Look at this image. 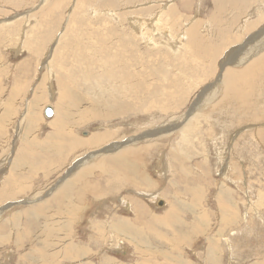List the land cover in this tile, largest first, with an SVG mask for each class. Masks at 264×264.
Wrapping results in <instances>:
<instances>
[{"label": "rangeland", "instance_id": "1", "mask_svg": "<svg viewBox=\"0 0 264 264\" xmlns=\"http://www.w3.org/2000/svg\"><path fill=\"white\" fill-rule=\"evenodd\" d=\"M252 1L0 0V264H264V0ZM146 14L162 31L153 47L127 19ZM127 29L134 42L117 38ZM95 39L127 53L115 64L129 73L104 76L108 94L83 90L101 83L88 64ZM239 46L248 51L230 64ZM249 67L226 87L228 71ZM73 76L88 81L79 89ZM125 140L121 166L111 149L67 174ZM132 195L152 207L151 225L115 217L134 210ZM75 246L83 255L63 259Z\"/></svg>", "mask_w": 264, "mask_h": 264}, {"label": "bare ground", "instance_id": "2", "mask_svg": "<svg viewBox=\"0 0 264 264\" xmlns=\"http://www.w3.org/2000/svg\"><path fill=\"white\" fill-rule=\"evenodd\" d=\"M53 2H54V0H52ZM76 1V0H75ZM133 1H135V0H133ZM137 1V0H136ZM190 1V0H189ZM240 2H242L241 3V5L242 4H245L246 2H245V0H244V2L242 1V0H239ZM249 1V0H248ZM247 1V3L248 4H250L249 2ZM250 1H252V0H250ZM257 1V2H256ZM60 2V1H59ZM69 2V1H68ZM108 2V1H107ZM132 2V1H131ZM130 2V3H131ZM253 3H251V7H252V5L255 7V5L257 6V7H260V6H262V5H259V3H261L260 1H258V0H254V1H252ZM246 3V4H247ZM54 4V3H53ZM259 6H258V5ZM69 5V4H68ZM35 6V5H34ZM144 6V5H143ZM150 6V5H149ZM215 6H217V5H215ZM264 6V5H263ZM112 7V6H111ZM110 7V8H111ZM147 7V6H146ZM151 7H154V6H150L149 8H151ZM243 7H245V6H243ZM248 7V6H247ZM73 8V7H72ZM130 8V7H129ZM143 8V7H142ZM139 9V8H138ZM259 9V8H258ZM258 9H255L254 8V10L255 11H258ZM32 10V9H31ZM30 10V11H31ZM90 10V9H89ZM135 10V9H134ZM219 10V9H218ZM245 10V9H244ZM251 10V9H250ZM148 11H151V10H148ZM158 11V10H157ZM239 11V10H238ZM39 12V11H38ZM103 12V11H102ZM111 12V13H110ZM156 12V11H155ZM104 13V12H103ZM106 13H109L112 17H114L115 18V16H114V14H113V11H111V10H106ZM115 13V12H114ZM147 13V12H146ZM150 14H151V12H149ZM241 14V13H240ZM135 15V14H134ZM147 16H146V18L145 19H140V18H133V19H131V18H127L128 19V21L130 22V25L131 26H133V28L137 31V33L139 34V37H140V39L141 40H146V42L145 43H151L152 44V42H151V40H153V38L151 37V36H153V33L154 34H156L157 35V33H161L160 31H158V29L156 28V24H157V22H158V20H159V18L157 17L156 18V20L155 21H153V20H151L150 19V21H152V22H149L148 21V23H146V22H144L145 20H149V17H150V15L149 14H146ZM149 15V16H148ZM238 15V14H237ZM242 15V14H241ZM254 15V14H253ZM140 16V15H139ZM155 16H157V15H155ZM251 16V15H250ZM37 17H38V15H37ZM154 19V18H153ZM239 19V18H238ZM48 27V26H47ZM51 27V26H50ZM151 34V35H150ZM163 35V34H162ZM159 37V36H158ZM165 37V36H164ZM23 38V37H22ZM117 38H119V40L121 39L123 42H125V40H127V39H130V40H133V42H134V39H133V37H132V32L129 30V29H127L126 31H124L122 34H120V35H118L117 36ZM116 38V39H117ZM155 38V37H154ZM157 38V37H156ZM253 38V37H252ZM255 38V37H254ZM118 40V41H119ZM120 40V41H121ZM165 40V39H164ZM250 40V39H249ZM22 41V40H21ZM103 44H105V47L104 48H101L102 47V43ZM127 41H129V40H127ZM246 41H248V40H246ZM86 42H88V44H91V46H92V48L90 49L91 50V57L90 58H88V60H90V63H88V62H86V63H88V64H91V65H94L99 71H100V73L97 75V78L94 80V81H99L100 80V82L102 83H98V84H95V83H93V81H90V84H88V86H87V88H85V89H83L84 91H86V92H92V93H94V94H108L109 93V86L108 87H103V85H104V83H105V78H104V76L107 74V72L108 71H111L114 75H115V77H117V76H121V75H123L122 73H124V72H127V73H129V69H128V63H126V66H125V68H124V70H117V67L118 66H116V62H118L119 63V61H121L123 58H124V56L127 54H125L124 52L123 53H121L123 56L122 57H120V55H117V57H116V55H114L113 53V55L111 54H109L108 53V51H111V50H113V46L112 45H110V43H113L112 41H105V40H100V39H95V40H88V41H86ZM251 42V41H250ZM119 43V42H118ZM155 43V42H154ZM153 43V44H154ZM115 44V43H114ZM126 44V46H127V43H125ZM124 44V45H125ZM129 44V43H128ZM131 44V43H130ZM153 44H152V47H153ZM156 44V43H155ZM249 44V43H248ZM251 44V43H250ZM173 45V44H172ZM240 45V44H239ZM242 45V44H241ZM244 45V44H243ZM245 45H246V43H245ZM135 46V45H134ZM156 46V45H155ZM170 46V45H169ZM218 46V45H217ZM248 46V45H247ZM252 46V45H251ZM259 46V42H257L256 41V44H254V49H255V51H253V52H257V51H259L260 50V47H258ZM128 47V46H127ZM122 48V47H121ZM151 48V47H150ZM157 48V47H156ZM235 48V47H234ZM125 49V48H124ZM129 49H132V48H130L129 47ZM147 49V48H146ZM146 49H145V51H146ZM154 49V48H153ZM248 49H250V47L248 48ZM257 49V50H256ZM117 50V49H116ZM128 50V49H127ZM141 50V49H140ZM148 50H150L149 48H148ZM147 50V51H148ZM161 50V49H160ZM122 51H124L123 49H122ZM121 51V52H122ZM151 51V50H150ZM154 51V50H153ZM232 51V50H231ZM245 51H248V50H246V48L244 49L242 46H239L236 50H234L233 51V55H235V57L232 59V60H228V61H231V63L230 64H235V63H237V61L236 60H241L242 59V57H243V53L245 52ZM120 52V51H119ZM129 52V51H128ZM163 52V51H162ZM167 52V51H166ZM102 53H103V55H105V56H107L106 58H107V60H104V58H102ZM105 53V54H104ZM135 53V52H134ZM146 53V52H145ZM247 53H249V52H247ZM116 54V53H115ZM118 54H120V53H118ZM125 54V55H124ZM147 54V53H146ZM165 54V53H164ZM167 55V54H166ZM98 56H100V58H98ZM127 56V55H126ZM247 56V55H246ZM105 58V59H106ZM226 58V57H225ZM125 60H127L126 58H124ZM160 60H161V58H160ZM124 61V60H123ZM122 61V62H123ZM162 61V60H161ZM163 62V61H162ZM108 63L109 64H111L112 65V67L110 66V65H108ZM116 63V64H115ZM120 64V63H119ZM122 64V66H123V63H121ZM130 64L132 65V63L130 62ZM160 64V63H159ZM125 65V64H124ZM89 66V65H88ZM93 66V67H94ZM92 68V67H91ZM89 69V71H88V67L86 66V70H85V74H89V75H91L92 73H93V70L94 69ZM103 69V70H102ZM122 69V68H121ZM250 70H251V68L249 67V68H246V69H244L241 73H239V74H233V71H228L227 73H226V76L224 77L225 78V80H227L228 81V83H227V85H226V87L227 86H230L231 87V85H234L235 87H240L244 82H246L247 80H249L248 79V75L249 74H247V73H249L250 72ZM80 71H81V69H80ZM157 71V70H156ZM102 72V73H101ZM158 72V71H157ZM153 73V72H152ZM246 73V74H245ZM121 74V75H120ZM156 75V74H155ZM124 76V75H123ZM122 76V77H123ZM125 77V76H124ZM128 76H126V78H127ZM121 78V77H120ZM129 78V77H128ZM122 79V78H121ZM161 79V78H160ZM71 80L73 81V83L75 84V86L76 87H78L79 89H80V87H81V85L82 84H85L87 81H88V79H86V78H83V80H79V78H78V76H73L72 78H71ZM124 80V79H123ZM159 80V79H158ZM127 81L130 83V82H132V80H129V79H127ZM82 84H81V83ZM225 82V81H224ZM107 84V83H106ZM105 84V85H106ZM226 84V83H225ZM167 85V84H166ZM207 87V86H206ZM168 89H171L172 90V88H167L165 91L167 92V93H164V95L166 94V98H168V96H169V98H173L174 96H175V93L176 92H174L173 94H171V95H168ZM106 90V91H105ZM158 90V89H157ZM173 90H174V88H173ZM205 90V91H204ZM159 91V90H158ZM158 91H156V93H158ZM212 92L213 90H212V87L211 86H208L206 89H203L200 93L202 94H200L202 97L199 99V101H197V103L196 102H194L193 101V103H196L195 105L193 104L192 105V108H195L196 106H197V104H199L201 101H202V99H203V96H204V94L206 93H209V92ZM232 91L234 92V93H236V91L232 88ZM149 94V93H148ZM147 95V94H146ZM150 95H152V94H150ZM244 93H239L237 96H240L241 98L242 97H244ZM155 96V95H154ZM81 98V100H82V102L86 105V106H92L93 105V102L92 101H90V100H87V99H85L84 97H80ZM155 98V97H154ZM198 98H199V96H198ZM237 98H239V97H237ZM168 100V99H167ZM158 101V100H157ZM196 101V100H195ZM158 102H160V100L158 101ZM157 102V103H158ZM44 108H42V113L44 112V109L46 108V107H51L50 106V104H48V106L46 105H44L43 106ZM102 108H106V109H108L109 111H110V113L111 114H116V112H118V111H120V109H121V106H120V104H112V105H109V104H107V103H105L102 107H101V109ZM52 109V108H51ZM190 109V108H189ZM191 110V109H190ZM190 110H188V115H187V117L188 116H190V114H192V112H193V110L194 109H192L191 111ZM55 110L53 111V114H52V118L55 116ZM102 112V111H101ZM103 113V112H102ZM194 113V112H193ZM44 115V114H43ZM97 116L99 117V118H103L104 116H102V115H100V114H97ZM166 125V124H165ZM173 125V124H172ZM182 125V124H181ZM186 127V126H185ZM185 127H182V129L183 130H185ZM169 129V126L168 127H163L161 130H156V131H153V132H148V133H145V134H142V135H140L137 139H140V138H142V137H144V136H153V135H156V134H159L160 132H167V130ZM187 130V129H186ZM134 137V136H133ZM133 139V138H132ZM128 140H130V139H128ZM128 140L126 141L125 140V142H122V143H120V142H117V144H114V143H112V144H105V145H103L102 147H101V149H99V150H93V151H91V153H93V154H90L89 156H88V158H81V159H79L74 165H73V167L71 168V170H69L68 172H67V174L70 172V174L71 173H73L74 172V169L75 168H78V167H81L92 155H94V154H96V153H99V152H102V151H108V150H111V149H114L115 151H119L120 150V152H118V153H116L118 156L117 157H119L120 159H118V160H116V161H114V162H110V163H113L116 167L117 166H121L122 165V163H123V158H124V156L126 157V153L124 154V153H122V152H126L125 150L126 149H124V148H127V147H129L130 145L129 144H132V143H128ZM134 140V139H133ZM137 142V141H136ZM91 143H92V145H98L99 144V138H93L92 139V141H91ZM127 143V144H126ZM135 143V142H134ZM69 145H70V142L68 143ZM133 145V144H132ZM122 148H123V150H122ZM128 149H130V148H127V150ZM129 151V150H128ZM223 151V150H222ZM90 153V152H89ZM121 153V154H120ZM132 153V152H131ZM128 154V153H127ZM130 154V153H129ZM128 154V155H129ZM162 156V155H161ZM163 157V156H162ZM217 158H219V157H217ZM166 160V159H165ZM16 161V160H15ZM222 161V160H221ZM165 162V161H164ZM16 164V163H15ZM164 164V163H163ZM223 173V172H222ZM66 175L65 174V176L63 177V178H61L59 181L57 180V184L55 185V186H57L60 182H61V180H64L65 181V184L68 182L67 181V179L71 176V175ZM223 175V174H222ZM64 184V185H65ZM58 187H60V186H58ZM53 188H54V185H53ZM61 188V187H60ZM62 189H63V187H62ZM227 192V191H226ZM228 193V192H227ZM138 195H140V194H138ZM152 195V194H151ZM224 195V194H223ZM155 199L156 200H160V197L159 196H155ZM224 200V199H223ZM161 201H159V203H160ZM220 207H221V209L223 208L222 207V203H220ZM1 208H5L4 206H1L0 207V209ZM3 210V209H2ZM236 211V210H235ZM221 212H222V210H221ZM258 216V215H257ZM261 218V217H260ZM49 222V221H48ZM58 223H60V222H58ZM57 223V224H58ZM67 224V223H66ZM26 225V224H25ZM23 226V225H22ZM21 227V226H20ZM58 227V226H57ZM59 228V227H58ZM62 228H64L63 226H62ZM223 228V227H222ZM56 229V228H55ZM65 229H67V227L65 228ZM183 229V228H182ZM57 231V230H56ZM102 231V230H101ZM14 232V231H13ZM102 233V232H101ZM27 234H29V232L27 233ZM9 236H10V234H8ZM16 235V234H15ZM18 235V234H17ZM20 235V234H19ZM185 235V234H184ZM6 236V235H5ZM19 237V236H18ZM184 237V236H183ZM182 237V238H183ZM4 239V238H3ZM9 239V238H8ZM48 239V238H47ZM185 239V238H184ZM227 240V239H226ZM18 241V240H17ZM9 242V241H8ZM119 243V242H118ZM123 244V243H122ZM122 244H120V245H122ZM228 245V244H227ZM123 246V245H122ZM229 246V245H228ZM68 249H69V247H68ZM71 249V251H70V253L68 254V255H64L63 256V259H68L71 255H73V254H78L79 256H82L83 255V253H84V249L83 248H80L79 246H75V247H71L70 248ZM69 249V250H70ZM229 249V248H228ZM59 251H60V249H59ZM79 251H83V252H80V253H78ZM63 252V251H62ZM64 253V252H63ZM68 253V252H67ZM58 254H59V252H58ZM62 254V253H61ZM202 254V253H201ZM231 255V254H230ZM51 258V257H50ZM178 262H181V261H178ZM47 263V262H46ZM45 263V264H46ZM109 263V262H108ZM232 263V262H231ZM102 264V263H101ZM181 264H182V262H181Z\"/></svg>", "mask_w": 264, "mask_h": 264}, {"label": "crops", "instance_id": "3", "mask_svg": "<svg viewBox=\"0 0 264 264\" xmlns=\"http://www.w3.org/2000/svg\"><path fill=\"white\" fill-rule=\"evenodd\" d=\"M123 187H126V188H133L132 187V185H131V183H130V180H128L127 182H126V184H125V186H123ZM133 189H135V188H133ZM137 189H140V187H138ZM130 205H131V207H132V209H134V210H128L127 211V213H119V212H117L116 213V216L115 217H117V218H121L122 220H124V219H126V220H128V221H132V220H134L135 218H131L134 214L136 215V218H137V220L139 219V217H140V220H138V221H140V222H145L146 220H147V216H148V214L147 215H145V212H151L153 209H152V207H150L149 205H147V204H145V200L144 199H142V198H139V197H137V196H130ZM147 205V207H146V211L145 212H143L142 211V208H144L145 206ZM136 209H138L140 212H138V213H136ZM121 217H120V216ZM160 215V214H159ZM142 216H144V217H142ZM132 224H133V222H132ZM145 225L146 226H149V225H151V223L149 222V220L148 221H146V223H145ZM132 252L134 253V255H135V249H132ZM130 254H131V250H130ZM139 259H140V257H138ZM131 261H132V259H131Z\"/></svg>", "mask_w": 264, "mask_h": 264}, {"label": "water", "instance_id": "4", "mask_svg": "<svg viewBox=\"0 0 264 264\" xmlns=\"http://www.w3.org/2000/svg\"><path fill=\"white\" fill-rule=\"evenodd\" d=\"M52 115V109L51 107H46L44 109V117L49 118Z\"/></svg>", "mask_w": 264, "mask_h": 264}]
</instances>
